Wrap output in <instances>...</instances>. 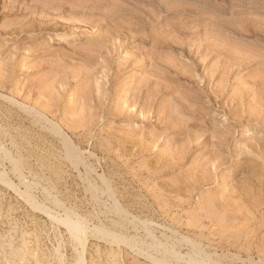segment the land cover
Here are the masks:
<instances>
[{
	"label": "rangeland",
	"instance_id": "rangeland-1",
	"mask_svg": "<svg viewBox=\"0 0 264 264\" xmlns=\"http://www.w3.org/2000/svg\"><path fill=\"white\" fill-rule=\"evenodd\" d=\"M65 1L0 0V92L17 100L0 96V264H198L196 254L205 257L201 264H264V0ZM18 101L58 122L97 170L77 169L50 121L20 110Z\"/></svg>",
	"mask_w": 264,
	"mask_h": 264
},
{
	"label": "bare ground",
	"instance_id": "bare-ground-1",
	"mask_svg": "<svg viewBox=\"0 0 264 264\" xmlns=\"http://www.w3.org/2000/svg\"><path fill=\"white\" fill-rule=\"evenodd\" d=\"M16 1H17V0H16ZM33 1H34V0H33ZM57 1H58V0H57ZM79 1H84V0H79ZM91 1H92V0H91ZM104 1H105V0H104ZM113 1H114V0H113ZM113 1H112V2H113ZM143 1H144V0H143ZM43 2H44V1H43ZM62 2H63V1H62ZM65 2H66V4H67V0H66ZM93 2H95V1H93ZM96 2H97V1H96ZM102 2H103V1H102ZM106 2H107V1H105V4H106ZM166 2H167V1H166ZM1 3H2V2H1ZM14 3H15V2H14ZM17 3H18V2H17ZM38 3H39V2H38ZM85 3H87V1H86ZM89 3H90V2H89ZM89 3H87V4H89ZM99 3H101V2H99ZM127 3H128V2H127ZM127 3H126V4H127ZM129 3H130V2H129ZM15 4H16V3H15ZM22 4H24V3H22ZM35 4H36V3H35ZM35 4H34V5H35ZM62 4H63V3H62ZM77 4H78V3H77ZM82 4L84 5V3H82ZM101 4L104 5L103 3H101ZM120 4H121V3H120ZM149 4H150V3H149ZM177 4H178V3H177ZM179 4H180V3H179ZM187 4H188V3H187ZM12 5H13V4H12ZM106 5H107V4H106ZM23 6H24V5H23ZM29 6L31 7V5H29ZM29 6H28V7H29ZM35 6H36V5H35ZM63 6H64V5H63ZM66 6H68V5H66ZM96 6H97V5H96ZM108 6H109V4H108ZM124 6H125V5H124ZM135 6H137V5H135ZM182 6H183V5H182ZM20 7H21V6H20ZM105 7H106V6H105ZM126 7H127V6H126ZM189 7H190V6H189ZM11 8H12V7H11ZM15 8H16V7H15ZM21 8H22V7H21ZM35 8H36V7H35ZM37 8H38V7H37ZM3 9H4V8H3ZM12 9H13V8H12ZM24 9H25V8H24ZM171 9H172V8H171ZM173 9H174V8H173ZM177 9H178V7H177ZM1 10H2V9H1ZM8 10H9V8H8ZM13 10H14V9H13ZM16 10H17V9H16ZM29 10H30V9H29ZM35 10H36V9H35ZM60 10H61V9H60ZM74 10H76V8H75ZM77 10H78V9H77ZM85 10H86V9H85ZM94 10H95V12H97L96 8H95ZM125 10H126V9H125ZM198 10H199V9H198ZM36 11H37V10H36ZM69 11H70V10H69ZM191 11H192V10H191ZM234 11H235V10H234ZM5 12H6V11H5ZM25 12H26V11H25ZM38 12H40V11L38 10ZM43 12H44V11H43ZM77 12H79V11H77ZM77 12H76V13H77ZM81 12H82V11H80V14H81ZM89 12H90V11H89ZM95 12H94V13H95ZM105 12H106V11H105ZM144 12H145V11H144ZM228 12H229V11H228ZM232 12H233V11H232ZM9 13H11V12H9ZM14 13H15V12H14ZM17 13H18V11H17ZM20 13H21V12H20ZM34 13H35V11H34ZM40 13H41V12H40ZM72 13H74V11H73ZM97 13H99V12H97ZM167 13H168V12H167ZM226 13H227V12H226ZM4 14H5V13H4ZM18 14H19V13H18ZM24 14H25V13H24ZM30 14H31V13H30ZM45 14H46V13H45ZM55 14H56V13H55ZM69 14H70V12H69ZM70 15H71V14H70ZM83 15H84V14H83ZM148 15H149V14H148ZM151 15H152V14H151ZM0 16H1V15H0ZM50 16H52V15H50ZM143 16H144V15H143ZM185 16H186V15H185ZM236 16H237V15H236ZM36 17H37V16H36ZM42 17H43V16H42ZM67 17H68V16H67ZM67 17H66V18H67ZM194 17H195V16H194ZM203 17H204V16H203ZM73 18H74V17H73ZM153 18H155V17L153 16L152 19H153ZM19 19H20V18H19ZM33 19H34V18H33ZM44 19H45V18H44ZM44 19H43V20H44ZM58 19L60 20L59 16H58ZM77 19H78V18H77ZM80 19H81V18H80ZM143 19H144V18H143ZM158 19H159V18H158ZM158 19H157V20H158ZM177 19H178V18H177ZM23 20H25V19H23ZM35 20H36V19H35ZM51 20H53V19H51ZM59 20H58V21H59ZM71 20H72V18H71ZM81 20H82V19H81ZM180 20H181V19H180ZM180 20H179V21H180ZM182 20H183V19H182ZM188 20H190V19H188ZM19 21H20V20H19ZM67 21H68V20H64V23L67 22ZM83 21H84V20H83ZM173 21H174V20H173ZM177 21H178V20H177ZM185 21H186V20H185ZM258 21H259V20H258ZM20 22H22V21H20ZM29 22L31 23L32 21H29ZM170 22H172V21H170ZM24 23L27 24L28 22H24ZM173 23L175 24V22H173ZM34 24H35V23H34ZM183 24H184V23H183ZM183 24H182V25H183ZM187 24H188V23H187ZM189 24H191V23L189 22ZM192 24H193V23H192ZM192 24H191V25H192ZM17 25H18V24H16V26H17ZM30 25H32V24H30ZM47 25H48V24H47ZM112 25H113V24H112ZM165 25H166V24H165ZM175 25H176V26H177V25L180 26L181 23H180V24L176 23ZM198 25H199V24H198ZM205 25H206V24H205ZM259 25H261V24H259ZM259 25H257V26H259ZM34 26H35V25H34ZM41 26H42V25H41ZM184 26H185V25H184ZM248 26H249V25H248ZM257 26H256V27H257ZM9 27H10V26H9ZM14 27H15V26H14ZM75 27H76V26H75ZM130 27H131V26H130ZM168 27H170V26H168ZM173 27H174V25H173ZM201 27H202V26H201ZM201 27H200V28H201ZM259 27H260V26H259ZM261 27H262V26H261ZM11 28H12V27H11ZM32 28H33V26H32ZM34 28H35V27H34ZM50 28H52V27H50ZM56 28H57V27H56ZM147 28H148V27H147ZM182 28L184 29L185 27H182ZM182 28H181V29H182ZM192 28H193V27H192ZM202 28H203V27H202ZM14 29H15V28H14ZM28 29L31 30V28H28ZM52 29H53V28H52ZM157 29H158V28H157ZM163 29H164V28H163ZM175 29H176V28H175ZM181 29H180V30H181ZM208 29H209V28H207V30H208ZM256 29H257V28H256ZM32 30H33V29H32ZM46 30H47V29H46ZM69 30H70V29H69ZM129 30H130V29H129ZM129 30H128V32H129ZM167 30H168V28H167ZM188 30H189V29H188ZM188 30H186V31H188ZM195 30H196V29H195ZM197 30H199V29H197ZM247 30H248V29H247ZM258 30H259V29H258ZM21 31H22V30H21ZM47 31H48V30H47ZM52 31H53V30H52ZM54 31H55V30H54ZM63 31H64V29H63ZM125 31H126V30H125ZM159 31H160V30H159ZM176 31H177V30H176ZM181 31H182V30H181ZM259 31H263V29H260ZM13 32H14V31H13ZM23 32H24V31H23ZM160 32H161V31H160ZM170 32H171V31H170ZM170 32H168V33H170ZM182 32H183V31H182ZM189 32H190V30H189ZM1 33H2V32H1ZM25 33H26V32H25ZM34 33H35V32H34ZM150 33H151V32H150ZM157 33H158V32H157ZM162 33H163V32H162ZM179 33H180V32H179ZM252 33H253V32H252ZM257 33H260V32H257ZM262 33H263V32H262ZM12 34H13V33H12ZM153 34H154V33H153ZM155 34H156V33H155ZM166 34H167V33H166ZM176 34H177V32H176ZM206 34H207V33H206ZM246 34H247V33H246ZM14 35H15V34H14ZM141 35H142V34H141ZM172 35H173V34H172ZM172 35H171V36H172ZM174 35H175V34H174ZM178 35H179V34H178ZM199 35H200V34H199ZM213 35H214V34H213ZM261 35H262V34H261ZM158 36H159V35H158ZM158 36H157V37H158ZM166 36L169 38L168 35H166ZM171 36H170V37H171ZM206 36H207V35H206ZM245 36H246V35H245ZM263 36H264V35H263ZM162 37H164V36H162ZM173 37H174V36H173ZM182 37H183V36H182ZM199 37H200V36H199ZM204 37H205V36H204ZM208 37H209V36H208ZM158 38H159V37H158ZM183 38H184V37H183ZM261 38H262V37H261ZM107 39H108V38H107ZM122 39H123V38H122ZM169 39H170V38H169ZM173 39H175V37H174V38H171V41H174ZM208 39H209V38H208ZM208 39L206 38V40H208ZM131 40H133V39H131ZM149 40H150V39H149ZM161 40H162V39H161ZM27 41H28V40H27ZM29 41H30V40H29ZM105 41H107V40L105 39ZM150 41H151V40H150ZM163 41H164V40H163ZM166 41H167V40H166ZM179 41H180V42H183V40H179ZM179 41H177V42H179ZM187 41H188V40H187ZM187 41L184 40L185 44L188 43ZM197 41H198V40H197ZM24 42H26V41H24ZM110 42H111V41H110ZM167 42H168V41H167ZM189 42L192 43V41H189ZM243 42H244V41H243ZM260 42H261V40H260ZM148 43H150V42H148ZM164 43H165V42H164ZM170 43H171V42H170ZM173 43H174V42H173ZM194 43H195V42H194ZM196 43H197V42H196ZM198 43H199V42H198ZM74 44H75V43H74ZM99 44H100V43H99ZM178 44H180V43H178ZM185 44H184V45H185ZM188 44H189V43H188ZM199 44H200V43H199ZM236 44H237V43H236ZM205 45H206V42H205ZM253 45H254V44H253ZM72 46H73V45H72ZM178 46H179V45H178ZM186 46H187V45H186ZM189 46H190V45H189ZM208 46H209V45H208ZM234 46H235V45H234ZM25 47H26V46H25ZM76 47H77V46H76ZM176 47H177V46H176ZM194 47H197V46L194 44ZM198 47H199V46H198ZM198 47H197V48H198ZM223 47H224V46H223ZM239 47H240V46H239ZM171 48H173V47H171ZM189 48H190V47H189ZM205 48H206V47H205ZM217 48H218V46H217ZM49 49H50V48H49ZM85 49H87V48H85ZM97 49H98V48H97ZM142 49H143V48H142ZM154 49L157 51L156 48H154ZM154 49H153V50H154ZM220 49H221V47H220ZM238 49H240V48H238ZM238 49H237V50H238ZM78 50H79V49H78ZM143 50H144V49H143ZM161 50H162V49H161ZM164 50H165V49H164ZM244 50H245V49H244ZM246 50L249 51V49H246ZM51 51H52V50H51ZM135 51H136V50H135ZM140 51H142V50L140 49ZM156 51H154V52H156ZM162 51H163V50H162ZM166 51H167V50H166ZM198 51H199V50H198ZM228 51H229V50H228ZM231 51H232V50H231ZM240 51H241V50H240ZM46 52H48V51L46 50ZM144 52H145V51H144ZM159 52H160V51L158 50V54H160ZM206 52H207V51H206ZM206 52H205V53H206ZM218 52H219V51H218ZM225 52H226V51H225ZM245 52H247V51H245ZM250 52H251V50H250ZM253 52H254V50H253ZM145 53H146V52H145ZM172 53H173V52H172ZM182 53H183V52H182ZM214 53H215V52H214ZM228 53H229V52H228ZM233 53H234V52H233ZM233 53H231V54L233 55ZM237 53H238V51H237ZM242 53H243V52H242ZM47 54H48V53H47ZM138 54H139V53H138ZM151 54H152V53H151ZM156 54H157V53H156ZM158 54H157V55H158ZM167 54H168V53H167ZM169 54H170V53H169ZM174 54H175V53H174ZM217 54H218V53H217ZM217 54H216V55H217ZM240 54H241V52L238 53V56H237L236 58H240ZM247 54H248V53H247ZM249 54H250V53H249ZM249 54H248V55H249ZM258 54H259V53H258ZM30 55H31V54H30ZM136 55H137V54H136ZM157 55H155V56H157ZM186 55H187V53H186ZM190 55H192V54H189V56H190ZM194 55H195V54H194ZM241 55L243 56V54H241ZM259 55H262V54H259ZM259 55H258V56H259ZM74 56H76V55H74ZM92 56H93V55H92ZM92 56H91V57H92ZM108 56H109V55H108ZM149 56H150V55H149ZM226 56H228V55L226 54ZM242 56H241V57H242ZM245 56H246V55L244 54V57H245ZM93 57H94V56H93ZM174 57L176 58L177 55L174 56ZM174 57H173V58H174ZM234 57H235V54H234ZM249 57H250V56H249ZM48 58H49V57H48ZM50 58H52V57H50ZM156 58H157V57H156ZM156 58H155V59H156ZM162 58H163V57H162ZM164 58H165V57H164ZM221 58H222V57H221ZM228 58H229V57H228ZM246 58H248V57L246 56ZM246 58H245L244 60H246ZM45 59H46V58H45ZM53 59H54V58H53ZM144 59H146V58H144ZM155 59H154V61H155ZM166 59H167V58H166ZM178 59H179V58H178ZM223 59H224V56H223ZM225 59H226V58H225ZM252 59H253V58H252ZM254 59H255V58H254ZM254 59H253V60H254ZM256 59H258V58H256ZM262 59H264V58H262ZM49 60H50V59H49ZM49 60H48V59H47V61L45 60L46 63H48ZM54 60H55V59H54ZM168 60H169V59H168ZM248 60H249V59H248ZM253 60H252V61H253ZM258 60H259V59H258ZM260 60H261V58H260ZM33 61H35V60H33ZM73 61H74V60H73ZM75 61H78V60H75ZM79 61H80V60H79ZM79 61H78V62H79ZM178 61H179V60H177V63H178ZM219 61H220V60H219ZM241 61H242V60H241ZM241 61L239 60L240 63H241ZM41 62H42V61H41ZM41 62H40V63H41ZM43 62H44V61H43ZM55 62H56V61H55ZM78 62H77V63H78ZM80 62H82V61H80ZM129 62H130V61H129ZM155 62L158 63V62H159V59H158V61H155ZM170 62H171V61H170ZM175 62H176V61H175ZM175 62H173V63H175ZM192 62H193V61H192ZM205 62H206V61H205ZM249 62H250V61H249ZM256 62H257V61H256ZM256 62H255V63H256ZM259 62H260V61H259ZM0 63H1V62H0ZM44 63H45V62H44ZM50 63H51V62H50ZM50 63H49V65H50ZM151 63H152V62H151ZM153 63H154V62H153ZM213 63H214V62H213ZM242 63H243V61H242ZM87 64H89V63H87ZM170 64H171V63H170ZM179 64H180V63H179ZM199 64H200V63H199ZM203 64H204V63H203ZM220 64H221V63H220ZM235 64H236V63H235ZM243 64H244V63H243ZM257 64H258V63H257ZM0 65H1V64H0ZM44 65H45V64H44ZM47 65H48V64H47ZM49 65H48V66H49ZM54 65H55V64H54ZM59 65H61V64H59ZM92 65H93V64H92ZM137 65H138V64H137ZM148 65H149V64H148ZM154 65H155V64H154ZM172 65H173V64H172ZM185 65H186V63H185ZM207 65H208V64H207ZM217 65H218V64H217ZM244 65H245V64H244ZM250 65H251V64H250ZM33 66L36 67V65H33ZM37 66L39 67V65H37ZM40 66H42V63H41ZM51 66H52V63H51ZM55 66H57V63H56ZM83 66H84V65H83ZM151 66H152V65H151ZM203 66H204V65H203ZM218 66H220V65H218ZM246 66H247V65H245V67H246ZM258 66H259V65H258ZM45 67H47V66L45 65ZM57 67H58V66H57ZM78 67H79V65H78ZM81 67H82V66H81ZM85 67H86V66H85ZM85 67H84V68H85ZM163 67H164V66H163ZM167 67H168V66H167ZM213 67H214V66H213ZM36 68H37V67H36ZM58 68H59V67H58ZM172 68H173V67H172ZM182 68H183V67H182ZM186 68H187V67H186ZM190 68H191V67H189V69H190ZM211 68H212V67H211ZM211 68H209V70H210ZM240 68H241V67H240ZM240 68H239V69H240ZM242 68H243V67H242ZM34 69H35V68H34ZM49 69H50V68H49ZM82 69H83V68H82ZM82 69H81V70H82ZM164 69H165V68H164ZM220 69H221V68H220ZM99 70H100V69H99ZM146 70H147V69H146ZM148 70H150V69H148ZM153 70L156 72V70H158V68H157L156 70H155V68H153ZM171 70H172V69H171ZM177 70H178V69H177ZM209 70H208V71H209ZM259 70H260V69H259ZM41 71H42V70H41ZM69 71H70V70H69ZM85 71H86V70H85ZM141 71H143V70H141ZM159 71H160V70H159ZM174 71H175V70H174ZM194 71H195V70H194ZM194 71H193V72H194ZM208 71H207V72H208ZM211 71H212V70H211ZM86 72H87V71H86ZM89 72H90V71H89ZM167 72H168V71H167ZM253 72H255V71L253 70ZM17 73H18V72H17ZM41 73H43V72H41ZM41 73H40V75H41ZM150 73H151V72H150ZM190 73H192V72H190ZM190 73H189V74H190ZM256 73H257V72H256ZM14 74H15V73H14ZM157 74H158V73H157ZM164 74H166L165 71H164V73H163L162 75H164ZM169 74H170V72H169ZM184 74H185V73H184ZM210 74H211V73H210ZM38 75H39V73H38ZM45 75H46V74H45ZM45 75H44V77H45ZM162 75L160 74V76H162ZM170 75H171V74H170ZM180 75H182V74H180ZM205 75H206V74H205ZM214 75H215V74H214ZM214 75H213V76H214ZM234 75H235V74H234ZM255 75H256V74H255ZM257 75L259 76V74H257ZM176 76H177V75H176ZM190 76H191V75H190ZM39 77H40V76H39ZM44 77H43V78H44ZM57 77H58V76H57ZM108 77H109V76H108ZM150 77H151V76H150ZM150 77H149V78H150ZM171 77H172V76H171ZM183 77H184V76H183ZM259 77H260V76H259ZM36 78H37V77H36ZM40 78H41V77H40ZM43 78H42V79H43ZM142 78H143V77H142ZM154 78H155V77H154ZM163 78H168V77H167V74H166V77H163ZM188 78H189V77H188ZM213 78H214V77H213ZM256 78H257V77H256ZM260 78H261V77H260ZM45 79H46V78H45ZM47 79H48V78H47ZM61 79H62V78H61ZM61 79H60V80H61ZM106 79H107V78H106ZM144 79H145V78H144ZM155 79H156V78H155ZM205 79H206V78H205ZM208 79H209V76H208ZM75 80H76V79H75ZM90 80H92V79H90ZM159 80H160V79H159ZM209 80H210V79H209ZM209 80H208V81H209ZM28 81H29V80H28ZM39 81H41V82L43 83L42 80H39ZM46 81H47V80H46ZM99 81H100V80H99ZM106 81H107V80H106ZM155 81H156V80H155ZM160 81H161V80H160ZM162 81H164V79H162ZM184 81H185V80H184ZM187 81H188V80H187ZM205 81H206V80H205ZM211 81H212V80H211ZM218 81H219V80H218ZM153 82H154V81H153ZM219 82H220V81H219ZM96 83H97V82H96ZM108 83H109V82H108ZM108 83H107V84H108ZM161 83H164V82H161ZM165 83H166V82H165ZM168 83H170V81H168ZM175 83H176V82H175ZM178 83H179V82H178ZM182 83H183V82H182ZM220 83H221V82H220ZM10 84H11V83H10ZM179 84H181V83H179ZM179 84H177V85H179ZM189 84H190V83H189ZM262 84H263V83H262ZM45 85H46V83H45ZM94 85H95V84H94ZM157 85H158V84H157ZM168 85H169V84H168ZM171 85H174L173 82L171 83ZM171 85H170V86H171ZM177 85L175 84V86H177ZM210 85H211V84H210ZM26 86H27V85H26ZM30 86H31V85H30ZM34 86H35V85L33 84V87H34ZM47 86H48V85H47ZM219 86H220V85H219ZM24 87H25V86H24ZM164 87H166V86H164ZM173 87H174V86H172L171 88H173ZM222 87H223V85H222ZM6 88H7V87H6ZM26 88H27V87H26ZM36 88H37V87H36ZM47 88H48V87H47ZM47 88H46V89H47ZM158 88H159V85H158ZM171 88H170V89H171ZM186 88H187V86H186ZM198 88H199V87H198ZM213 88H214V87H213ZM229 88H231V87H229ZM250 88H251V87H250ZM44 89H45V88H44ZM88 89H89V88H88ZM107 89H108V88H107ZM174 89H176V88H174ZM183 89H184V88H183ZM217 89H218V87H217ZM247 89H248V88H247ZM56 90H57V89H56ZM90 90H91V89H90ZM151 90H152V89H151ZM189 90H191V89H189ZM240 90H241V89H240ZM255 90H256V89H255ZM92 91H93V89H92ZM170 91H171V90L168 89V92H170ZM7 92H8V91H7ZM9 92H10V91H9ZM165 92H166V91H165ZM171 92H174V91H171ZM181 92L184 93V91H182V90H181ZM232 92H233V91H232ZM232 92H231V93H232ZM107 93H108V92H107ZM154 93H155V92H154ZM160 93H161V92H160ZM186 93H187V92L185 91V93H184L183 95H186ZM195 93H196V92H195ZM53 94H54V93H53ZM96 94H98V93H96ZM150 94H151V93H150ZM163 94H164V92H163ZM229 94H230V93H229ZM105 95H106V94H105ZM160 95H161V94H160ZM178 95H179V94H178ZM243 95H244V94H243ZM0 96L8 98V99H10V101H16V102H17V100H15V99L12 98V96H11V97H8V96H6V95H4V94H1V92H0ZM19 96H20V95H19ZM49 96H50V95H49ZM106 96H107V95H106ZM158 96H159V95H158ZM180 96H182V95H180ZM253 96H254V95H253ZM59 97H60V96H59ZM112 97H113V96H112ZM178 97H179V96H178ZM182 97H183V96H182ZM182 97H181V98H182ZM186 97H187V96H186ZM255 97H256V95H255ZM47 98H48V97H47ZM164 98H165V95H164ZM170 98H171V97H170ZM173 98H174V97H173ZM231 98H232V97H231ZM239 98H240V97H239ZM243 98H244V97H243ZM243 98H242V99H243ZM256 98H258V97H256ZM17 99L20 100V98H17ZM60 99H61V97H60ZM103 99H104V98H103ZM177 99H178V98H177ZM183 99H184V98H183ZM186 99H187V98H186ZM223 99H224V98H223ZM252 99H253V98H252ZM252 99H251V100H252ZM4 100H5V99H4ZM112 100H113V99H112ZM138 100H139V99H138ZM161 100H162V99H161ZM164 100H165V99H164ZM167 100H168V99H167ZM173 100H174V99H173ZM175 100H176V99H175ZM180 100H181V99H180ZM190 100L193 101V99H189L188 101H190ZM240 100H241V99H240ZM251 100H250V101H251ZM255 100H257V101L260 102V99H259V100H258V99H255ZM7 101H8V100H7ZM110 101H111V100H110ZM178 101H179V99H178ZM181 101H183V100H181ZM181 101H179V102H181ZM195 101L197 102V100H195ZM216 101H217V100H216ZM241 101H242V100H241ZM241 101H240V102H241ZM243 101H244V100H243ZM248 101H249V100H248ZM253 101H254V100H253ZM16 102H15V103H16ZM27 102H28V101H27ZM144 102H145V101H144ZM162 102H163V100H162ZM174 102H175V101H174ZM185 102H186V101H185ZM199 102H200V101L198 100V103H199ZM246 102H247V101H246ZM246 102H244V103H246ZM255 102H256V101H255ZM259 102H257V103H259ZM261 102H262V100H261ZM18 103H19L18 105L20 106V110L25 109L26 111H27V110H28V111H29V110H30V111H33V112L36 114L37 118L39 117L38 119L42 120V119H46V118H47V121H50V124H51V128H50V129H52V131H54L55 134L57 133L58 135H60V137H61V139H62V141H63L64 147H65V150H66V151H65V152H66L65 155L67 156V158L69 157V158L73 161V163L75 164V166H76L77 169H79V165L82 164L83 166H85V169H84V170H86V174H87L88 171H92V170H94L93 167H91L90 164H88V163L85 161V158L83 157V156H85V155H82V153H83L84 150L82 149V152H81V151L78 149V147L75 145L73 139L70 137V135L65 131V129H64V128H63L58 122H55V121L49 119V117H48L47 115H45V113H44L43 111H40L39 108H38L39 110L36 109L33 105H32V106H27L26 104H24V103H22V102H19V101H18ZM193 103H195V102H193ZM236 103H237V102H236ZM248 103H249V102H248ZM13 104H14V103H13ZM62 104H63V103H62ZM110 104H111V103H110ZM183 104H184V103H183ZM202 104H204V103H202ZM246 104H247V103H246ZM249 104H250V103H249ZM262 104H263V103H262ZM262 104H261V105H262ZM59 105H60V104H59ZM163 105H164V104H163ZM163 105H162V107H163ZM165 105H166V104H165ZM171 105H172V103H171ZM193 105H195V104H193ZM199 105H201V104H198V106H199ZM206 105H207V104H206ZM186 106H187V105H186ZM186 106H185V107H186ZM195 106H196V108L194 107V108H193L194 110L197 109V104H196ZM201 106H202V105H201ZM257 106H258V105H257ZM0 107H1V106H0ZM167 107H168V105H167ZM182 107H183V106H182ZM182 107H181V108H182ZM202 107L204 108V106H202ZM202 107L199 106V109L202 108ZM236 107H237V106H236ZM258 107H259V106H258ZM17 108H18V107H17ZM22 108H23V109H22ZM66 108H67V107H66ZM132 108H133V107H132ZM170 108H171V107L169 106V110H170V111H171V110L173 111V109H172V108L170 109ZM228 108H229V106H228ZM228 108H227V110H228ZM167 109H168V108H166V110H167ZM184 109H185V108H183V111H184ZM259 109H260V107H259ZM162 110H163V109H162ZM174 110H175V109H174ZM181 110H182V109H181ZM191 110H192V109H191ZM216 110H218V109H216ZM234 110H235V109H234ZM262 110H263V109H262ZM26 111H25V112H26ZM30 111H29V114H30ZM109 111H110V110H109ZM159 111H160V110H159ZM172 111H171V112H172ZM187 111H188V110H187ZM211 111H212V110H211ZM250 111H251V110H250ZM16 112H17V111H16ZM199 112H201V111H199ZM231 112H232V111H231ZM159 113H160V112H159ZM167 113H168V111H167ZM173 113H174V112H173ZM182 113H183V112H182ZM184 113H188V112H184ZM189 113H190V112H189ZM191 113H192V112H191ZM196 113H197V110H196ZM202 113H203V112H202ZM205 113H206V112H205ZM207 113H208V112H207ZM234 113H235V112H234ZM237 113H238V112H237ZM254 113H255V112H253V115H254ZM70 114H71V113H70ZM94 114H95V113H94ZM163 114H165L164 111H163ZM170 114H171V113H170ZM192 114H193V113H192ZM248 114H249V113H248ZM74 115H76V114H74ZM74 115H73V116H74ZM77 115H78V114H77ZM161 115H162V114H161ZM172 115H173V114H172ZM172 115H171V117H172ZM178 115H179V114H178ZM202 115H204V114H202ZM233 115H234V114H233ZM236 115H238V114H236ZM243 115H245V114H243ZM250 115H251V114H250ZM3 116H5V114H4ZM71 116H72V115H71ZM109 116H110V115H109ZM168 116H169V113H168ZM185 116H186V115H185ZM204 116H205V115H204ZM245 116H246V115H245ZM256 116H257V115H256ZM31 117H32V113H31ZM163 117H164V116H163ZM229 117H230V116H229ZM250 117H251V116H250ZM0 118H1V117H0ZM35 118H36V117H35ZM37 118H36V119H37ZM100 118H101V117H100ZM109 118H110V117H109ZM112 118H113V117H112ZM174 118H176V117H174ZM174 118H173V119H174ZM201 118H203V117H201ZM236 118H237V117H236ZM6 119H7V118H6ZM68 119H69V118H68ZM78 119H79V118H77V120H78ZM80 119H81V118H80ZM167 119H169V118H167ZM167 119H166V120H167ZM243 119H244V118H243ZM247 119H249V118H247ZM26 120H27V119H26ZM75 120H76V119H75ZM170 120H171V119H169V121H170ZM183 120H184V119H183ZM200 120H201V119H200ZM203 120H204V119H203ZM230 120H232V119H230ZM31 121H32V119H31ZM42 121H43V120H42ZM68 121H69V127H70V120H68ZM72 121L74 122L73 119H72ZM88 121H89V120H88ZM100 121H101V120H100ZM174 121H176V120L174 119ZM177 121H180V120H177ZM204 121H205V120H204ZM7 122H8V121H7ZM34 122H35V121H34ZM64 122H66V121H64ZM187 122H189V121H187ZM221 122H222V121H221ZM245 122H246V121H245ZM13 123H14V122H13ZM23 123H24V122H23ZM31 123H33V122H31ZM35 123H37V122H35ZM38 123L41 124L39 121H38ZM38 123H37V124H38ZM46 123H48V122H46ZM46 123H44L45 126H46ZM101 123H102V121H101ZM115 123H116V122H115ZM166 123H167V122H166ZM181 123H182V122H181ZM183 123H184V122H183ZM185 123H186V121H185ZM185 123H184V124H185ZM189 123H190V122H189ZM193 123H195V122L193 121ZM207 123H208V122H207ZM37 124H35V125H37ZM65 124H66V123H65ZM67 124H68V122H67ZM73 124H76V122L73 123ZM85 124H86V123H85ZM90 124H91V123H90ZM99 124H100V123H99ZM163 124H164V123H163ZM168 124H169V123H168ZM168 124H167V125H168ZM171 124H172V121L170 122V125H171ZM173 124L175 125L176 122L173 123ZM187 124H188V123H187ZM71 125H72V124H71ZM78 125H79V124H78ZM81 125H82V124H81ZM174 125H172L171 128H175V127H173ZM189 125H190V124H189ZM199 125H200V124H199ZM206 125L208 126V124H206ZM48 126H50L49 123H48ZM72 126H73V125H72ZM94 126H95V125H94ZM114 126H115V125H114ZM114 126H113V127H114ZM129 126H130V125H129ZM129 126H128V127H129ZM178 126L180 127V124H178ZM201 126H202V125H200V127H201ZM203 126H204V125H203ZM33 127H34V126H33ZM39 127H40V126H39ZM74 127H77V126H74ZM79 127H80V126H78L77 128H79ZM90 127H91V126H90ZM130 127H131V126H130ZM130 127H129V128H130ZM166 127H168V129H169V126H166ZM194 127H196V126H194ZM2 128H3V127H2ZM4 128H5V127H4ZM45 128H46V127H45ZM45 128H44V129H45ZM48 128H49V127H48ZM80 128H82V127H80ZM92 128H93V127H92ZM185 128H186V127H185ZM203 128L205 129V127H203ZM206 128H208V127H206ZM41 129H43V128L41 127ZM82 129H83V128H82ZM85 129H86V128H85ZM85 129H84V130H85ZM100 129H101V128H100ZM113 129H114V128H113ZM186 129H187V128H186ZM186 129H183V130H186ZM21 130L24 131L23 129H21ZM46 130H47V128H46ZM48 130H49V129H48ZM48 130H47V131H48ZM70 130H71V129H70ZM72 130H73V129H72ZM84 130H83V131H84ZM128 130H129V129H128ZM181 130H182V129H181ZM191 130H192V129H191ZM16 131H17V130H16ZM47 131H46V132H47ZM83 131H82L81 133H83ZM89 131H90V130H89ZM93 131H95V130H93ZM171 131L173 132L174 130H170L169 132H171ZM188 131H190V130L188 129ZM202 131H204V130H202ZM205 131H206V130H205ZM28 132H29V131H28ZM54 132H53V133H54ZM98 132H101V131H98ZM140 132H141V131H140ZM191 132H193V131H191ZM5 133H7V132H5ZM19 133H20V132H19ZM203 133H204V132H203ZM206 133H207V132H206ZM248 133H249V132H248ZM20 134H21V133H20ZM50 134H51V133H50ZM57 134H56V135H57ZM91 134H92V133H91ZM194 134H195V133H194ZM201 134H202V133H201ZM78 135H79V134H78ZM156 135H157V134H156ZM196 135H197V134H196ZM207 135H210V134H207ZM8 136H9V135H8ZM75 136H76V135H75ZM92 136H93V135H92ZM92 136H91V139H92ZM143 136H144V135H143ZM9 137H10V136H9ZM39 137H40V136H39ZM95 137H96V136H95ZM177 137H178V136H177ZM244 137H245V136H244ZM6 138H7V137H6ZM76 138H77V136H76ZM179 138H180V137H179ZM208 138H209V137H208ZM237 138H238V137H237ZM39 139H40V138H39ZM95 139H96V138H95ZM147 139H148V138H147ZM202 139H203V138H202ZM211 139H212V138H211ZM232 139H233V138H232ZM24 140H25V137H24ZM42 140H43V139H42ZM92 140H94V139H92ZM152 140H153V139H152ZM176 140H179V139H176ZM0 141H1V140H0ZM10 141H11V140H10ZM131 141H132V140H131ZM208 141H209V140H208ZM210 141H211V140H210ZM249 141H250V140H249ZM21 142H22V141H21ZM112 142H113V141H112ZM158 142H159V141H158ZM176 142H177V141H176ZM247 142H248V141H247ZM251 142H252V141H251ZM28 143H31V142H28ZM178 143H180V142H178ZM178 143H176L177 146L180 145V144L178 145ZM0 144H1V143H0ZM37 144H38V143H37ZM51 144H52V143H51ZM77 144H78V143H77ZM100 144L102 145L103 142L100 143ZM108 144H109V143H108ZM111 144H112V143H111ZM115 144H116V143H115ZM132 144H133V143H132ZM147 144H148V143H147ZM237 144H238V142H237ZM252 144H256V142H253ZM2 145H4V144H2ZM15 145H17V144H15ZM136 145H137V144H136ZM182 145H183V144H182ZM229 145H230V144H229ZM31 146H32V145H31ZM117 146H118V145H117ZM170 146H171V144H170ZM210 146H211V145H210ZM210 146H208V147H210ZM251 146H252V145H251ZM20 147H21V146H20ZM54 147H55V146H54ZM109 147H110V146H109ZM109 147H108V148H109ZM180 147H181V146H180ZM198 147H199V146H198ZM202 147H203V146H202ZM253 147H254V146H253ZM1 148H2V147H1ZM13 148H14V147H13ZM23 148H24V147H23ZM111 148H112V147H111ZM142 148H143V147H142ZM164 148H165V147H164ZM196 148H197V147H196ZM199 148H200V147H199ZM199 148H198V149H199ZM55 149H56V148H55ZM206 149H208V148L206 147ZM212 149H214V147H213V148L211 147V151H212ZM2 150H4V149H2ZM17 150H18V149H17ZM38 150H39V149H38ZM57 150H58V148H57ZM101 150H102V149H101ZM175 150L177 151V147H176ZM175 150H174V151H175ZM180 150H181V149H180ZM183 150L185 151V149H183ZM183 150H182V151H183ZM60 151H61V150H60ZM102 151H103V150H102ZM113 151H114V150H113ZM122 151H123V150H122ZM174 151H173V153H174ZM182 151H181V152H182ZM213 151H215V150H213ZM213 151H212V152H213ZM217 151H219V150H217ZM2 152H3V151H2ZM117 152H118V151H117ZM178 152H179V151H178ZM189 152H191V150H190ZM204 152H205V151H204ZM7 153H8V151H7ZM36 153H37V152H36ZM43 153H44V152H43ZM61 153H63V152H61ZM91 153H92V152H91ZM115 153H116V152H115ZM145 153H146V152H145ZM169 153H170V152H169ZM202 153H203V152H202ZM213 153H214V152H213ZM219 153H221V152H219ZM219 153L217 152V156H218ZM3 154H4V153H2V155H3ZM92 154H93V153H92ZM92 154H91V156H92ZM121 154H122V153H121ZM171 154H172V153H171ZM174 154H175V153H174ZM205 154H206V153H205ZM214 154H215V156H216V153H214ZM2 155L0 154V156H2ZM8 155L10 156V154H8ZM16 155H17V154H16ZM117 155H118V154H117ZM122 155H123V154H122ZM157 155H160V154H157ZM176 155H177V154H176ZM179 155H180V154H179ZM179 155H178V156H179ZM196 155H197V154H196ZM219 155H220V154H219ZM32 156H33V155H32ZM94 156H95V155H94ZM169 156H170V154H169ZM201 156H202V155H201ZM215 156H214V157H215ZM217 156H216V157H217ZM3 157H5V155H4ZM122 157H123V156H122ZM192 157H193V156H192ZM216 157H215V158H216ZM6 158H7V157H6ZM34 158H35V157H34ZM52 158H53V157H52ZM54 158H55V157H54ZM60 158H61V157H60ZM113 158H114V157H113ZM166 158H167V157H166ZM4 159H5V158H4ZM4 159H3V160H4ZM9 159H10V158H9ZM65 159H66V157H65ZM88 159H89V158H88ZM156 159H157V158H156ZM164 159H165V157H164ZM168 159H169V158H168ZM168 159H167V160H168ZM196 159H197V158H196ZM199 159H200V157H199ZM204 159H205V158H203V160H204ZM213 159H214V158H213ZM227 159H228V157H227ZM227 159H226V160H227ZM255 159H256V158H255ZM46 160H47V159H46ZM57 160H58V159H57ZM66 160H67V159H66ZM71 160H70V161H71ZM205 160H206V159H205ZM14 161H15V160H14ZM192 161H193V160H192ZM196 162H197V160H196ZM210 162H211V161H210ZM210 162H209V164H210ZM216 162H217V161H216ZM8 163H9V162H8ZM17 163H18V162H17ZM33 163H34V162H33ZM70 163H71V162H70ZM90 163H92V162H90ZM115 163H116V162H115ZM184 163H185V161H184ZM207 163H208V162H207ZM4 164H5V163H4ZM40 164H41V163H40ZM112 164H113V163H112ZM189 164H190V163H189ZM14 165H15V163H14ZM92 165H93V164H92ZM158 165H159V164H158ZM16 166L18 167V164H17ZM26 166H27V165H26ZM38 166H39V165H38ZM73 166H74V165H73ZM80 166H81V165H80ZM187 166H188V165H187ZM190 166H191V165H190ZM194 166H195V165H194ZM81 167H82V166H81ZM192 167H193V166H192ZM195 167H196V166H195ZM195 167H194V168H195ZM71 168H72V166H71ZM142 168H143V167H142ZM173 168H174V167H173ZM176 168H177V167H176ZM205 168H206V167H205ZM218 168H219V167H218ZM221 168H222V167H221ZM80 169H81V168H80ZM167 169H168V168H167ZM199 169L201 170L200 167H199ZM18 170H19V169H18ZM52 170H53V169H52ZM81 170H82V169H81ZM95 170H97V169H95ZM95 170H94V171H95ZM143 170H144V169H143ZM216 170H217V169H216ZM263 170H264V169H263ZM12 171H14V170H12ZM30 171H31V170H30ZM78 171H79V170H78ZM194 171H195V170H194ZM15 172H16V170H15ZM20 172H21V170H20ZM73 172H74V171H73ZM97 172H98V171H97ZM132 172H134V171H132ZM263 172H264V171H263ZM2 173L6 174L4 171H3ZM94 173H95V172H94ZM98 173H99V172H98ZM101 173H102V172H101ZM136 173H137V172H136ZM138 173H140V172L138 171ZM166 173H167V172H166ZM206 173H207V172H206ZM215 173H216V172H215ZM14 174H15V173H14ZM18 174H19V173H18ZM70 174H71V173H70ZM78 174H79V173H78ZM104 174H105V173H104ZM204 174H205V171H204ZM44 175H46V174H44ZM75 175H76V174H75ZM89 175H90V173H89ZM99 175H100V173H99ZM205 175L208 176V174H205ZM5 176H6V175H5ZM5 176H4V177H5ZM36 176H37V175H36ZM77 176H78V175H77ZM103 176H104V175H103ZM137 176H138V175H137ZM157 176H158V175H157ZM173 176H174V175H173ZM173 176H171V177H173ZM2 177H3V176H2ZM19 177H20V179H21L24 183H25V180H27V179H25V177H24V175H23V172H22L21 174H19ZM80 177H81V176H79V178H80ZM82 177H83V175H82ZM86 177H87V175H86ZM86 177H85V178H86ZM97 177H100V176H97ZM105 177H106V176H105ZM214 177H215V176H214ZM217 177H219V176H217ZM228 177H230V176H228ZM7 178H8V177H7ZM43 178H44V177H43ZM49 178L51 179V177H49ZM90 178H91V177H90ZM95 178H96V177H95ZM173 178H175V176H174ZM179 178H180V177H179ZM199 178H200V177H199ZM211 178H212V177H211ZM215 178H216V177H215ZM24 179H25V180H24ZM175 179H177V178H175ZM202 179H203V178H202ZM205 179H206V177H205ZM6 180H7V179H6ZM86 180H87V179H86ZM96 180H97V179H96ZM215 180H216V179H215ZM223 180H224V179H223ZM260 180H262V179H260ZM4 181H5V180H4ZM83 181H84V180H83ZM89 181H90V180H89ZM251 181H252V180H251ZM27 182H28V181H27ZM116 182H117V181H116ZM121 182H122V181H121ZM214 182H215V181H214ZM2 183L4 184L5 182H2ZM89 183H91V182H89ZM92 183H93V182H92ZM92 183H91V184H92ZM123 183H125V182H123ZM126 183H127V182H126ZM216 183H217V181H216ZM219 183H220V182H219ZM237 183H238V182H237ZM251 183H252V182H251ZM7 184H8V183H5V185H7ZM27 184H28V183H27ZM139 184H140V183H139ZM141 184H142V183H141ZM231 184H232V182H231ZM246 184H247V183H246ZM261 184H263V183L261 182ZM37 185H38V184H37ZM51 185H54V184H51ZM59 185H60V184H59ZM104 185H105V184H104ZM229 185H230V184H229ZM229 185H228V186H229ZM234 185H235V184H234ZM237 185H238V184H237ZM60 186H61V185H60ZM93 186H94V184H93ZM93 186H92V187H93ZM105 186H106V185H105ZM122 186H123V185H122ZM212 186H213V185H212ZM228 186H227V188H228ZM257 186H258V185H257ZM261 186H262V185H261ZM12 187H13V185H12ZM14 187H15V186H14ZM14 187H13V188H14ZM78 187H79V186H78ZM85 187H86V186H85ZM206 187H207V186H206ZM225 187H226V186H225ZM250 187H251V186H250ZM262 187H263V186H262ZM46 188H47V189H50V188H48V187H46ZM102 188H103V187H102ZM107 188H108V187H107ZM140 188H141V187H140ZM233 188H234V187H233ZM235 188H236V187H235ZM86 189H87V188H86ZM104 189H105V188H104ZM104 189H103V190H104ZM114 189H115V188H114ZM236 189H238V188H236ZM245 189H246V188H244V190H245ZM254 189H255V188H254ZM57 190H58V189H57ZM90 190H91V189H90ZM103 190H102V191H103ZM106 190H107V189H106ZM108 190L111 191L109 188H108ZM234 190H235V189H234ZM262 190H263V189H262ZM60 191H61V190H60ZM87 191H88V190H87ZM229 191H230V190H229ZM235 191H236V190H235ZM44 192H45V191H44ZM89 192H90V191H89ZM159 192H162V191H159ZM227 192H228V190H227ZM233 192H234V191H233ZM242 192H243V191H242ZM244 192H245V191H244ZM95 193H96V192H95ZM103 193H104V191H103ZM115 193H116V192H115ZM115 193H112V194H115ZM262 193H263V192H262ZM42 194H43V193H42ZM45 194H46V193H45ZM66 194H68V193H66ZM246 194L249 195L248 192H247ZM43 195H44V194H43ZM48 195H50V194L48 193ZM158 195H159V193H158ZM57 196H58V195H57ZM59 196H60V195H59ZM96 196H97V195H96ZM162 196H163V195H162ZM162 196H161V197H162ZM28 197L30 198V200H32V201L34 200V202L36 201L35 197H33L31 194H28ZM50 197H51V195H50ZM102 197H103V195H102ZM216 197H217V196H216ZM52 198H53V197H52ZM109 198H111V197L109 196L108 199H109ZM249 198L251 199L250 196H249ZM57 199H58V198L56 197L54 200L57 201ZM115 199H116V198H115ZM177 199H178V198H177ZM243 199H244V198H243ZM62 200H63V199H62ZM62 200H61V201H62ZM95 200H96V199H95ZM104 200H105V198H104ZM112 200H113V199H112ZM112 200H111V201H112ZM147 200H148V199H147ZM164 200H165V198H164ZM205 200H206L207 204L209 203L210 205H211V202H214V198H213L211 195H210V196H207V197L205 198ZM217 200H218V199H217ZM244 200H245V199H244ZM97 201H98V200H97ZM99 201H100V200H99ZM102 201H103V200H102ZM118 201H119V200H118ZM245 201H247V200H245ZM63 202H64V200H63ZM77 202H78V201H77ZM222 202H223V201H222ZM251 202H253V201H251ZM93 203H94V202H93ZM114 203H115V202H114ZM223 203L225 204V202H223ZM244 203H245V202H244ZM244 203H243V205H244ZM262 203H263V202H262ZM88 204H89V203H88ZM116 204H117V207H118L117 209L121 208V207L119 206L118 203H116ZM209 204H208V205H209ZM213 204H214V203H213ZM230 204H231V203H230ZM197 205H198V204H197ZM237 205H238V204H237ZM39 206H41V205L39 204ZM55 206H56V205H55ZM73 206H74V205H73ZM201 206H202V205H201ZM239 206H240V205H239ZM239 206H238V207H239ZM46 207H47V206H46ZM104 207H106V205H105ZM214 207H215V206H214ZM58 208H59V207H58ZM201 208H202V207H201ZM230 208H231V207H229V209H230ZM193 209H194V208H193ZM212 209H213V208H211L210 210L213 211L214 209H213V210H212ZM217 209H218V208H217ZM225 209H227V208L225 207ZM225 209H224V210H225ZM232 209H233V208H232ZM68 210H69V209H68ZM68 210L66 209L65 212L68 213ZM202 210H203V208H202ZM121 211H122V210H121ZM124 211H125V210H124ZM204 211H205V212H208V211H206L205 207H204ZM217 211H218V210H217ZM234 211H235V210H234ZM47 212H48V211H47ZM54 212H55V211H54ZM69 212L72 213L71 211H69ZM94 212H95V211H94ZM117 212H118V210H117ZM125 212H126V211H125ZM193 212H195V211H193ZM199 212H200V211H198V213H199ZM201 212H202V211H201ZM220 212H221V211H220ZM220 212H218V213H220ZM235 212H236V211H235ZM254 212H256V211H254ZM48 213H49V212H48ZM56 213H57V212H56ZM70 213H69V214H70ZM127 213H128V212H127ZM211 213H213V212H211ZM214 213H215V211H214ZM218 213H217V215H218ZM233 213H234V212H233ZM245 213H246V212H245ZM247 213H248V211H247ZM258 213H259V212H258ZM72 214H73V213H72ZM91 214H92V213H91ZM97 214H98V213H97ZM193 214H194V213H193ZM248 214H249V213H248ZM48 215H49V214H48ZM53 215H54V214H53ZM118 215H120V214H118ZM194 215H195V214H194ZM198 215H199V214H198ZM211 215H213V214H211ZM249 215H250V214H249ZM253 215H254V214H253ZM67 216H70V215H65V217H67ZM74 216H75V215H74ZM196 216H197V215H196ZM200 216H201V215H200ZM200 216H199V217H200ZM202 216H203V215H202ZM202 216H201V217H202ZM245 216H246V215H245ZM250 216H251V215H250ZM134 217H135V216H134ZM248 217H249V216H248ZM251 217H252V216H251ZM254 217H255V216H254ZM254 217H253V218H254ZM73 218H75V217H73ZM78 218H79V217H78ZM123 218H124V217H123ZM208 218H209V216H208ZM211 218H213V217H211ZM260 218H261V217H260ZM66 219H67V220H66ZM66 219H65V222H64V223H65L67 226H71L72 223L75 222V220L72 219V215H71V217H70L69 219H68V217H67ZM233 222H234V221H233ZM122 223H123V222H122ZM148 226H149V225H148ZM242 226H243V225H242ZM73 228L76 229V227H73ZM77 228H78V227H77ZM134 230H135V229H134ZM138 230H139V229H138ZM138 230H137V231H138ZM101 232H102V231H101ZM233 232H234V231H233ZM150 233H151V232H150ZM174 233H175V232H174ZM107 234H109V233H107ZM241 234H242V233H241ZM87 235H88V234H87ZM151 236L153 237V239H154V241H155L154 244H156L157 239L155 238L154 235H151ZM261 236H262V235H261ZM86 237H87V236H86ZM263 237H264V235H263ZM107 238H108V237H107ZM189 238H190V237H189ZM112 239H113V238H112ZM114 239H115V238H114ZM85 240H86V239H85ZM117 240H118V239H117ZM177 240H178V239H177ZM166 241H167V240H166ZM239 241H240V240H239ZM140 242H141V241H140ZM194 242H195L196 244H198V243L200 244L199 241H198V243H197L196 241H194ZM113 243H114V242H113ZM149 243H150V242H149ZM159 243H160V242H159ZM161 243H162V242H161ZM258 243H259V242H258ZM151 244L153 245V242H151ZM151 244H150V245H151ZM165 244H166V243H165ZM179 244H180V243H179ZM192 244H193V243H192ZM199 244H198V245H199ZM57 245H58V244H57ZM166 245H167V244H166ZM174 245H175V244H174ZM198 245H197V246L195 245V246L198 247ZM154 246H155V245H154ZM161 246H162V245H161ZM192 246H193V245H192ZM159 247H160V246H159ZM183 247H184V246H183ZM81 248H84V246L81 247ZM152 248H154V247H152ZM261 248H262V247H261ZM79 249H80V248H79ZM84 249H85V248H84ZM154 249H155V248H154ZM165 249H166V248H165ZM188 249H189V248H188ZM196 249H197V250H195V251H199V253L201 252V253L203 254V252H204V248H202L201 244H200L199 247L196 248ZM167 250H171V252H173L175 256L182 257V256H181L182 254H181L179 251H176L174 248H170V247L168 248V247H167ZM136 251H137V250H135V252H136ZM151 251H152V250H151ZM155 251H156V250H155ZM195 251H194V252H195ZM153 252H154V250H153ZM153 252H152V253H153ZM159 252H160V251H159ZM145 253H147V252H145ZM164 253H166V252H164ZM206 253H207V252H206ZM155 254H156V253H155ZM158 254H160V253H158ZM190 254L193 255L192 252H190ZM190 254H189V255H190ZM194 254H195V253H194ZM147 255L150 257L149 254H147ZM164 255H165V254H164ZM189 255H188V256H189ZM192 255H190V256H192ZM196 255H197V254H196ZM196 255H195V256H196ZM210 255H211V254H210ZM223 255H224V254H223ZM195 256H194L193 258H191V259L193 260L194 263L196 262V263H198V264H201V261H202V260H203V261L205 260V257H204V259H202L203 257H201V259H200V257L197 258V257H195ZM226 256H228V255H226ZM153 257H154V256H153ZM169 257H170V256H169ZM223 257H224V256H223ZM232 257H233V255H232ZM173 258H174V257H173ZM175 258H176V257H175ZM170 260H171V259H170ZM207 260H208V259H207ZM237 260H238V259H237ZM250 260H251V259H250ZM259 260H260V259H259ZM26 262H27V261H26ZM162 262L166 263L165 261H162ZM167 262L169 263V261H167ZM208 262H209L208 264H210V263L221 264V263H222L220 260H214V259H211V258H209ZM170 263H171V262H170ZM170 263H169V264H170ZM175 263H177V262H175ZM175 263H173V264H175ZM262 263H263V262H262ZM36 264H37V262H36ZM50 264H52V263H50ZM171 264H172V263H171ZM179 264H180V263H179ZM224 264H225V263H224Z\"/></svg>",
	"mask_w": 264,
	"mask_h": 264
}]
</instances>
